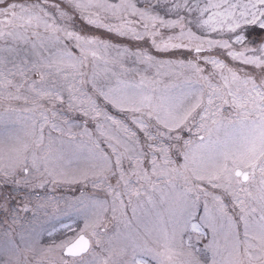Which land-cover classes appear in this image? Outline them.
Listing matches in <instances>:
<instances>
[{"label":"snow or ice","instance_id":"1","mask_svg":"<svg viewBox=\"0 0 264 264\" xmlns=\"http://www.w3.org/2000/svg\"><path fill=\"white\" fill-rule=\"evenodd\" d=\"M0 264H264V0H0Z\"/></svg>","mask_w":264,"mask_h":264}]
</instances>
